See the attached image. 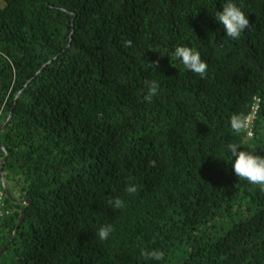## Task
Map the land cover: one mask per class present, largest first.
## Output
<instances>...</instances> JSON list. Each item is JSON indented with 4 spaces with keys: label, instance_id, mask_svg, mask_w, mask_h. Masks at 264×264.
<instances>
[{
    "label": "trees",
    "instance_id": "1",
    "mask_svg": "<svg viewBox=\"0 0 264 264\" xmlns=\"http://www.w3.org/2000/svg\"><path fill=\"white\" fill-rule=\"evenodd\" d=\"M224 2L0 0V264H264V191L228 150L264 155V0H235L252 25L238 40ZM255 98L252 135L233 132Z\"/></svg>",
    "mask_w": 264,
    "mask_h": 264
},
{
    "label": "clouds",
    "instance_id": "2",
    "mask_svg": "<svg viewBox=\"0 0 264 264\" xmlns=\"http://www.w3.org/2000/svg\"><path fill=\"white\" fill-rule=\"evenodd\" d=\"M215 20L223 26L224 33L232 40H238L241 34L250 29L252 25L249 22L248 15L242 10V6L238 5L235 0H225L221 5V10L215 11ZM131 40H125L123 46H131ZM174 58L179 59L184 68L189 70L201 78H204L208 71V64L201 59L200 52L193 47L180 45L177 46L173 53ZM154 68L159 67V59L150 62ZM147 94L144 100L151 102L152 98L157 95L159 84L156 80L145 81ZM250 118L243 113H234L230 117V127L233 132L239 134L250 127ZM239 144L230 143L228 150L231 153L232 160L231 166L234 174L242 180L247 181L249 184L260 186L264 191V155L257 154L250 150H238ZM149 166L154 167L155 161L150 160ZM125 191L129 195L136 194L138 189L134 184L126 186ZM108 203L116 209L125 207L124 201L115 197L108 200ZM114 231L112 224H104L99 227L97 235L99 240L105 241L109 238L110 234ZM141 255L144 259L159 261L163 258L164 253L159 250H142Z\"/></svg>",
    "mask_w": 264,
    "mask_h": 264
},
{
    "label": "built area",
    "instance_id": "3",
    "mask_svg": "<svg viewBox=\"0 0 264 264\" xmlns=\"http://www.w3.org/2000/svg\"><path fill=\"white\" fill-rule=\"evenodd\" d=\"M258 108H259V99L255 98L253 104L251 105L250 113L248 114L250 118V122H251L250 127L246 130V133L248 136H251L253 133L252 123H253V120L255 119ZM5 195L6 193L3 187H0V225H1L2 219L5 217L6 214H8V209L5 204Z\"/></svg>",
    "mask_w": 264,
    "mask_h": 264
},
{
    "label": "water",
    "instance_id": "4",
    "mask_svg": "<svg viewBox=\"0 0 264 264\" xmlns=\"http://www.w3.org/2000/svg\"><path fill=\"white\" fill-rule=\"evenodd\" d=\"M5 157H6V156H5ZM3 162H4V160L0 163V165H2ZM3 189H4V191L6 192V194L10 197V195H9V193H8V191H7V188L5 187L4 184H3ZM22 202L28 204V203H30V200H29V199H25V200L22 201ZM23 214H24V211H22V214H21L20 220H19V222H18V225H20V223H21V220H22V218H23ZM13 234H14V233H12V235H11L10 241L12 240ZM3 250H4V248L0 250V255H1V253L3 252Z\"/></svg>",
    "mask_w": 264,
    "mask_h": 264
}]
</instances>
